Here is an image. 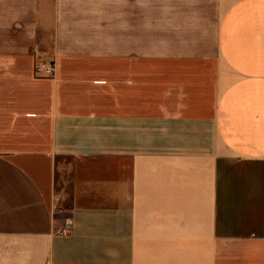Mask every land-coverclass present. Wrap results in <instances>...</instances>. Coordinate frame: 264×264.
I'll list each match as a JSON object with an SVG mask.
<instances>
[{
	"label": "crops",
	"instance_id": "1",
	"mask_svg": "<svg viewBox=\"0 0 264 264\" xmlns=\"http://www.w3.org/2000/svg\"><path fill=\"white\" fill-rule=\"evenodd\" d=\"M0 264H264V0H0Z\"/></svg>",
	"mask_w": 264,
	"mask_h": 264
},
{
	"label": "built area",
	"instance_id": "2",
	"mask_svg": "<svg viewBox=\"0 0 264 264\" xmlns=\"http://www.w3.org/2000/svg\"><path fill=\"white\" fill-rule=\"evenodd\" d=\"M55 68H56V63L54 60L39 62L37 63L36 66L37 72L44 74H54Z\"/></svg>",
	"mask_w": 264,
	"mask_h": 264
},
{
	"label": "rangeland",
	"instance_id": "3",
	"mask_svg": "<svg viewBox=\"0 0 264 264\" xmlns=\"http://www.w3.org/2000/svg\"><path fill=\"white\" fill-rule=\"evenodd\" d=\"M68 187V185H66Z\"/></svg>",
	"mask_w": 264,
	"mask_h": 264
}]
</instances>
